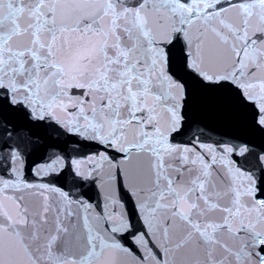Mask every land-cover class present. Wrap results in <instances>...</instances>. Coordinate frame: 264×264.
Returning <instances> with one entry per match:
<instances>
[{"label":"snow or ice","instance_id":"1","mask_svg":"<svg viewBox=\"0 0 264 264\" xmlns=\"http://www.w3.org/2000/svg\"><path fill=\"white\" fill-rule=\"evenodd\" d=\"M0 264H264V0H0Z\"/></svg>","mask_w":264,"mask_h":264}]
</instances>
